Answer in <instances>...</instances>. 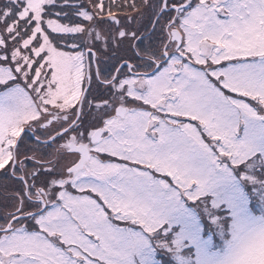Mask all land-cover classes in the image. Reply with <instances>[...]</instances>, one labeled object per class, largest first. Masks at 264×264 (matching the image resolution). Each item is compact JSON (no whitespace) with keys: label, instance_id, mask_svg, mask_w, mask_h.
I'll return each mask as SVG.
<instances>
[{"label":"rangeland","instance_id":"rangeland-1","mask_svg":"<svg viewBox=\"0 0 264 264\" xmlns=\"http://www.w3.org/2000/svg\"><path fill=\"white\" fill-rule=\"evenodd\" d=\"M24 1L22 15L30 13L35 26L22 45L38 38L39 46L32 50L44 49V28L76 32L87 38L89 50L102 52L110 61L117 49L140 50L150 10L154 23L159 8L158 0H74L62 22L45 15L60 0ZM215 1L195 0V7L186 5L179 12L186 52L195 62L173 57L145 88H139L141 81L135 78L132 94L141 105H130L124 118L110 116V111L89 117H98L93 126L106 128L96 145L104 157L87 164L75 181L77 192L55 211L50 228L59 233L53 238L44 233L24 236L8 249L0 242L1 252L19 250L20 264H264V205L254 206L260 214L249 206L257 198L264 202V171L252 175L244 165L249 160L252 168L264 161V0H231L223 6L224 13L217 12ZM0 13L4 17L5 9L0 7ZM16 33V26L7 27L0 18V81L30 79L34 91L46 96L54 88L50 82L38 87L35 82L41 78L32 80L27 67L18 69L26 54L20 47L13 49ZM201 46L206 47L204 53ZM141 49L137 60L145 65L151 46ZM58 50L46 51L48 62L63 73L52 99L31 100L33 106L16 85L7 86L16 89L13 92L0 93V139H7L8 145L18 132L12 125L63 112L69 105L54 98L73 105L79 96L83 54ZM208 60L214 62L207 67L213 68L205 74L196 62ZM9 153L8 147L0 149V165ZM226 222L233 238L224 236ZM218 228L227 246H217V232L209 231Z\"/></svg>","mask_w":264,"mask_h":264},{"label":"flooded vegetation","instance_id":"flooded-vegetation-1","mask_svg":"<svg viewBox=\"0 0 264 264\" xmlns=\"http://www.w3.org/2000/svg\"><path fill=\"white\" fill-rule=\"evenodd\" d=\"M187 1L185 0V3ZM222 1L224 0L216 2L219 5ZM179 4L181 3L168 1L166 4L168 8L160 12L161 17L156 18L154 24L153 20L149 24L150 31L155 28L163 31L161 35L166 37L163 48L167 55L163 53V50L161 53L154 51L148 59H144L145 65H141L134 55L127 56L125 53L128 52L122 50L112 52L118 55L112 61L103 59L100 56V60H97L95 57L98 76L93 69V73L90 74L91 91L89 93L87 91L83 98L79 120L61 136L50 142L45 141L73 121L75 117L72 114L73 110H70V114L62 117L60 114L53 115L55 119L51 122L48 121L51 115L41 116L42 119L37 115L31 117V122L21 120L18 124L12 125V128H16L18 132L10 148L11 162L7 164L8 161L5 159L6 165L0 169V242L3 244V249H8V245H13L12 242L17 243L18 239H22L24 236L28 237L31 234H40V232L47 233V235L54 234V229H51L50 226L56 217L55 211L59 208L61 202H67L68 196L76 188L75 181L84 172L87 164L93 159L101 157V152L96 150V145L100 139L96 143L90 142L92 132L99 126H93V120L87 118L89 110L96 105L106 107L111 113L118 105H121L127 112L135 98L132 94V92H135L133 90L135 88V77L141 79L139 88L142 84L145 88L147 81L155 79L156 74L174 56H180L182 59L185 57L181 50L173 49L174 43H172L173 40H171L169 34L171 30L169 23L174 17H178L181 10V8L176 10L171 6ZM161 6L162 4H160ZM162 18L165 20V24L160 27L158 21ZM160 24L162 23L160 22ZM168 52L171 55H168ZM83 58L85 67L87 66V60L90 67H93V57L90 50L84 49ZM128 62H130V68ZM157 62L162 64L160 70H156ZM115 72H117L116 76H114ZM84 76L86 78V68ZM101 87H115V89L109 93ZM80 94L76 101L77 104ZM117 98L119 99L114 102L113 99ZM63 101L64 103H70L64 99ZM116 117L121 118V116ZM38 119L39 121L36 122ZM17 138L15 154H13V145ZM71 142L86 145L90 152V158L81 169L76 171H69L79 158L78 152H69L68 145ZM0 149H6L7 151V139H0ZM61 232L64 233L63 230ZM1 249L0 264H20L18 261H22V258L19 250L3 253ZM59 264H66V262H59Z\"/></svg>","mask_w":264,"mask_h":264},{"label":"trees","instance_id":"trees-1","mask_svg":"<svg viewBox=\"0 0 264 264\" xmlns=\"http://www.w3.org/2000/svg\"><path fill=\"white\" fill-rule=\"evenodd\" d=\"M72 1L73 0H60L56 6H54L50 9L51 15L62 20V17H64L62 15L64 14L65 11L66 12L69 11V5ZM20 4L21 3L18 2L17 0H3L0 3L1 9L2 10L5 9V11H6L4 17L2 16V13H0V18L5 19V21L7 23V27L16 26L17 29L20 30L19 33L15 34L17 37H19L21 35L26 36V34L29 32V30L33 26L32 20L25 21L23 19H18V20L16 19V11L18 10ZM77 23H79V22H76L74 24H77ZM23 28H26V29H23ZM49 35L51 37H53L54 39H56L59 44H61V45L64 44L65 40L62 38V35H55L52 32H49ZM254 163H256V162H254ZM257 164L249 170L250 174L254 175L255 170L259 169ZM252 165H253V163H251L247 168L249 169ZM222 229L224 230V223L222 224ZM194 264H199V263L196 262Z\"/></svg>","mask_w":264,"mask_h":264},{"label":"bare ground","instance_id":"bare-ground-1","mask_svg":"<svg viewBox=\"0 0 264 264\" xmlns=\"http://www.w3.org/2000/svg\"><path fill=\"white\" fill-rule=\"evenodd\" d=\"M58 61H60V60H58Z\"/></svg>","mask_w":264,"mask_h":264}]
</instances>
